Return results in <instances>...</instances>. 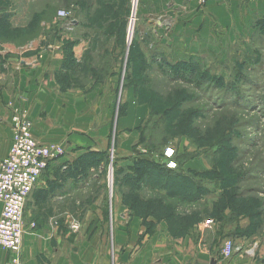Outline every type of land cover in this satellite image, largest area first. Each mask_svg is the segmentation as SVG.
Here are the masks:
<instances>
[{
    "label": "rangeland",
    "instance_id": "rangeland-1",
    "mask_svg": "<svg viewBox=\"0 0 264 264\" xmlns=\"http://www.w3.org/2000/svg\"><path fill=\"white\" fill-rule=\"evenodd\" d=\"M0 4L9 11L0 15V49H11L12 56H18L30 44L71 40L88 45L81 65L71 72L73 83L100 90L102 116L108 98L118 105L114 121L125 116L135 97L149 105L147 119L136 129L139 143L132 154L166 165L173 161L175 168L189 172L207 190L197 203L170 199L134 182L133 173L121 176L113 153L87 154L93 160L86 168L96 169L89 182L92 188L84 193L87 205L102 195L107 212L119 202L125 208H113L114 217L152 216L155 221L167 217L175 234L186 232L193 223H205L208 216L237 219V214L250 215L254 210L264 216V21L260 35L253 23L230 28L214 23L212 38L202 33L197 44H181L174 30L175 2L1 0ZM158 5L166 14L159 16ZM61 10L70 15L61 17ZM106 119L104 115L102 120ZM169 148L174 151L171 157L166 154L171 153ZM98 172L105 176L102 184L95 179ZM156 226L154 221L149 224L150 233Z\"/></svg>",
    "mask_w": 264,
    "mask_h": 264
},
{
    "label": "crops",
    "instance_id": "crops-1",
    "mask_svg": "<svg viewBox=\"0 0 264 264\" xmlns=\"http://www.w3.org/2000/svg\"><path fill=\"white\" fill-rule=\"evenodd\" d=\"M149 1L176 3L174 30L181 44H197L202 33L212 38L214 23L222 28L253 23L254 31L262 33L264 0H211L205 5L199 0ZM161 6L159 16L166 14ZM8 12L0 4V15ZM37 45L26 46L18 56H12L11 49H0V163L11 147V116L18 108L32 119L37 140L61 145L66 152L51 162L27 201L23 264H264V216L257 210L237 214V219L208 216L205 223L175 234L167 218L114 217L113 208L125 209L121 202L111 206L108 219L102 195L87 205L84 193L96 169L86 168L85 155L113 153L121 176L131 175L128 167L139 143L136 129L147 119L150 106L138 103L135 97L129 100L125 116L114 121L118 105L110 104L108 98L103 121L97 99L100 90L77 86L71 80L88 45ZM95 179L102 184L105 176L98 172ZM210 218L215 219L214 225L206 223ZM75 221L78 230L71 227ZM152 221L157 226L150 233ZM227 240L246 245L258 241L259 247L254 257L245 252L225 257ZM8 256L0 247V264H6Z\"/></svg>",
    "mask_w": 264,
    "mask_h": 264
},
{
    "label": "built area",
    "instance_id": "built-area-1",
    "mask_svg": "<svg viewBox=\"0 0 264 264\" xmlns=\"http://www.w3.org/2000/svg\"><path fill=\"white\" fill-rule=\"evenodd\" d=\"M200 1L205 3L209 0ZM58 13L61 17L70 15L66 10ZM73 22L71 21L72 24ZM11 126V147L0 163V247L6 249L9 254L6 264H23L27 201L51 162L63 158L66 152L61 145L37 140L33 133V121L25 109L18 108L12 113ZM168 150L171 153L167 151L166 154L171 157L174 151L170 148ZM167 166L175 168L176 163L170 161ZM206 223L214 225L215 220L210 218ZM71 227L78 230V222H72ZM258 247V241L246 245L227 240L223 246V254L225 257H231L236 252H245L254 257Z\"/></svg>",
    "mask_w": 264,
    "mask_h": 264
},
{
    "label": "trees",
    "instance_id": "trees-1",
    "mask_svg": "<svg viewBox=\"0 0 264 264\" xmlns=\"http://www.w3.org/2000/svg\"><path fill=\"white\" fill-rule=\"evenodd\" d=\"M70 41L67 40L66 44L75 43ZM126 48L127 46H124V50L122 51H126ZM80 65L77 66L79 67ZM171 73L173 75H180V79L184 81H190L181 72L172 71ZM131 159L132 164H130L129 169L133 173L131 176L132 180L136 183H142L152 190L160 191L170 199L190 204L203 200L207 195V190L191 174L179 168L168 167L165 163H161L146 155L135 156ZM90 160H93V156L86 158V165H90Z\"/></svg>",
    "mask_w": 264,
    "mask_h": 264
}]
</instances>
